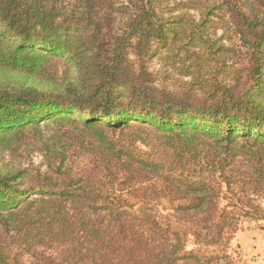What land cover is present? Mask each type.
I'll return each mask as SVG.
<instances>
[{"label":"trees","instance_id":"trees-1","mask_svg":"<svg viewBox=\"0 0 264 264\" xmlns=\"http://www.w3.org/2000/svg\"><path fill=\"white\" fill-rule=\"evenodd\" d=\"M200 1L0 0V72L46 83L0 89V155L47 165L0 166V264H234L264 220V0L177 13Z\"/></svg>","mask_w":264,"mask_h":264},{"label":"rangeland","instance_id":"rangeland-1","mask_svg":"<svg viewBox=\"0 0 264 264\" xmlns=\"http://www.w3.org/2000/svg\"><path fill=\"white\" fill-rule=\"evenodd\" d=\"M218 2H220V0H201L194 9H183L177 11V13H188L195 17L196 20H200L202 16H205L208 6H212ZM174 6V3L171 4L170 7L165 8V11L172 9ZM217 13L218 17L214 15L210 17L212 22L209 24V35L213 40L223 34L222 29L218 27L220 23H217L216 20L223 17L222 14L224 12L217 11ZM223 40L225 43H230L228 40L225 41L226 39ZM234 42L237 44L235 39ZM149 69L158 73L160 77L166 76L170 80L180 78L177 72L164 67L162 62H159L158 58H155L149 63ZM21 85H37L44 88L46 83L41 81L40 78L26 76L19 72H0V89H10ZM84 163V159H78L70 166L76 169ZM0 166L3 169H26L32 172H36V170L44 172L47 170L46 160L37 149L34 139H32L31 143L20 147L17 152L7 151L0 155ZM189 247H192L191 243H189ZM41 251L51 256L53 260L56 257V264L61 262V258L57 251L51 249H42ZM231 252L234 258V264H264V220L260 222L244 220L234 235L231 243ZM28 258V254H25L24 260L26 261Z\"/></svg>","mask_w":264,"mask_h":264}]
</instances>
